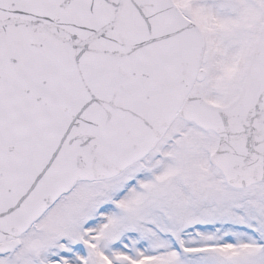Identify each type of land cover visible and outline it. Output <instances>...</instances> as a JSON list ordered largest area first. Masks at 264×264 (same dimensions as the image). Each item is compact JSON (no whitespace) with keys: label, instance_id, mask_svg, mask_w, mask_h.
<instances>
[{"label":"snow or ice","instance_id":"6c2138e0","mask_svg":"<svg viewBox=\"0 0 264 264\" xmlns=\"http://www.w3.org/2000/svg\"><path fill=\"white\" fill-rule=\"evenodd\" d=\"M0 264H264V0H0Z\"/></svg>","mask_w":264,"mask_h":264}]
</instances>
